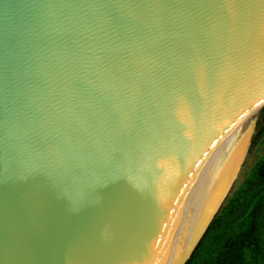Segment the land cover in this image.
<instances>
[{"label":"water","instance_id":"95a60500","mask_svg":"<svg viewBox=\"0 0 264 264\" xmlns=\"http://www.w3.org/2000/svg\"><path fill=\"white\" fill-rule=\"evenodd\" d=\"M263 108L264 0H0V264H187Z\"/></svg>","mask_w":264,"mask_h":264},{"label":"trees","instance_id":"16d2710c","mask_svg":"<svg viewBox=\"0 0 264 264\" xmlns=\"http://www.w3.org/2000/svg\"><path fill=\"white\" fill-rule=\"evenodd\" d=\"M261 111L251 148L264 141ZM187 264H264V153L233 187Z\"/></svg>","mask_w":264,"mask_h":264},{"label":"rangeland","instance_id":"374dc122","mask_svg":"<svg viewBox=\"0 0 264 264\" xmlns=\"http://www.w3.org/2000/svg\"><path fill=\"white\" fill-rule=\"evenodd\" d=\"M263 155V154H262Z\"/></svg>","mask_w":264,"mask_h":264}]
</instances>
